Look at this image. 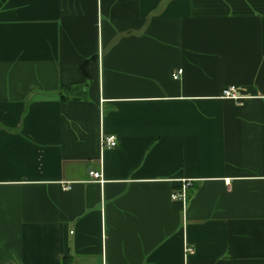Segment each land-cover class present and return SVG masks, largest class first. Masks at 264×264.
Returning a JSON list of instances; mask_svg holds the SVG:
<instances>
[{"label":"crops","instance_id":"1","mask_svg":"<svg viewBox=\"0 0 264 264\" xmlns=\"http://www.w3.org/2000/svg\"><path fill=\"white\" fill-rule=\"evenodd\" d=\"M68 254L264 264V0H0V264Z\"/></svg>","mask_w":264,"mask_h":264},{"label":"built area","instance_id":"2","mask_svg":"<svg viewBox=\"0 0 264 264\" xmlns=\"http://www.w3.org/2000/svg\"><path fill=\"white\" fill-rule=\"evenodd\" d=\"M181 72H182V69L178 68L175 72H173L172 77L174 79H177ZM222 95L224 97L235 98V97H237V90L234 86H229V87H226L225 89H223ZM100 142H101V148L113 147L116 145V140H115L114 135L102 134L100 137ZM90 175L93 178H99L100 177V173L98 171H94V172L91 171ZM179 182H180V186L177 189L172 190L170 196L174 200H179V201L183 202V201H185V198H186V190H187V187L189 186V181L182 179ZM190 251H191V249L189 247L185 248V252H190Z\"/></svg>","mask_w":264,"mask_h":264},{"label":"trees","instance_id":"3","mask_svg":"<svg viewBox=\"0 0 264 264\" xmlns=\"http://www.w3.org/2000/svg\"><path fill=\"white\" fill-rule=\"evenodd\" d=\"M77 88L76 87H64L61 91V95H62V98H64L65 94H68V93H72L76 90ZM63 92L65 93L63 95ZM61 264H73V261H72V256L71 255H65L62 260H61Z\"/></svg>","mask_w":264,"mask_h":264}]
</instances>
